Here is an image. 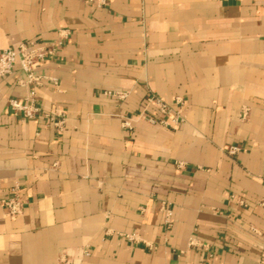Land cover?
I'll return each mask as SVG.
<instances>
[{"label":"crops","instance_id":"crops-1","mask_svg":"<svg viewBox=\"0 0 264 264\" xmlns=\"http://www.w3.org/2000/svg\"><path fill=\"white\" fill-rule=\"evenodd\" d=\"M29 40L62 45L56 83L0 77V264H264V0H0V47ZM149 93L185 121L136 119Z\"/></svg>","mask_w":264,"mask_h":264},{"label":"built area","instance_id":"built-area-1","mask_svg":"<svg viewBox=\"0 0 264 264\" xmlns=\"http://www.w3.org/2000/svg\"><path fill=\"white\" fill-rule=\"evenodd\" d=\"M89 1L93 2L96 6H103L109 0ZM59 35L65 38L68 35V30H60ZM61 45V40H56L49 44L29 40L19 43L16 48H12L11 46L0 47V77L10 74L13 67L18 65L26 75V79L20 80L21 84L33 82L35 85H40L44 79H51L56 83L55 78H50L44 75H35L34 70L48 58L52 57ZM128 93L129 91L110 92L111 95L119 99H124ZM185 103L186 101L181 96H174L171 102H167L158 95L149 93L146 96L144 106L138 112L136 119H143L151 125H159L169 129H175L185 121ZM8 106L13 114H19L23 119L36 118L40 114V106L35 90H29L22 99H9ZM245 115L246 110H243L240 116L243 118ZM46 116L55 126L60 128L63 120L62 118L54 120V116H62L61 112L51 111ZM122 126L125 128H131V119L125 118L122 121ZM225 150L227 153L233 155L240 150V147L230 145L226 147ZM11 190L13 192L12 195L1 199V204L6 209L8 215L16 216L22 211V200L19 195V187L14 186ZM262 202L264 203V201ZM160 209L164 215V223L167 226H170L172 210L169 207L168 202L162 201ZM126 236L132 240L136 239L130 234ZM85 253L88 254V252Z\"/></svg>","mask_w":264,"mask_h":264}]
</instances>
